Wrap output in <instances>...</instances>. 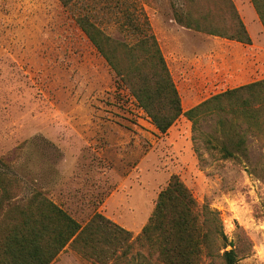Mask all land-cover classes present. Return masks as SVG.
I'll return each mask as SVG.
<instances>
[{
    "label": "rangeland",
    "instance_id": "obj_1",
    "mask_svg": "<svg viewBox=\"0 0 264 264\" xmlns=\"http://www.w3.org/2000/svg\"><path fill=\"white\" fill-rule=\"evenodd\" d=\"M136 1L162 44L183 111L264 79V38L252 10L240 13L252 39L241 45L185 28L167 38L168 0ZM102 27L121 39L113 25ZM216 119L193 130L180 116L159 133L58 0H0V159L21 177L24 198L38 189L81 225L99 213L134 239L177 175L200 207L218 212L229 243L222 249L215 240L201 264H225L222 252L231 249L235 264H264V142L236 122L245 156L222 159L202 141ZM144 254L130 264H147ZM50 264L97 263L65 247Z\"/></svg>",
    "mask_w": 264,
    "mask_h": 264
},
{
    "label": "trees",
    "instance_id": "obj_2",
    "mask_svg": "<svg viewBox=\"0 0 264 264\" xmlns=\"http://www.w3.org/2000/svg\"><path fill=\"white\" fill-rule=\"evenodd\" d=\"M58 1L159 133L167 132L180 116L193 130L201 120L217 117L215 129L203 134L202 141L220 158L245 156V139L236 122L264 142V79L225 90L183 111L158 40L136 0ZM249 1L264 31V0ZM168 2L180 27L251 44L232 0ZM103 24L113 25L121 39L108 35ZM22 182L0 159V264H50L65 247L97 264H130L142 251L147 264H201L217 240L222 249L229 245L218 212L200 207L177 175H171L157 194L134 239L99 213L81 225L38 189L24 198ZM135 246L138 251L133 253ZM222 257L225 264H235L232 249L224 250Z\"/></svg>",
    "mask_w": 264,
    "mask_h": 264
},
{
    "label": "crops",
    "instance_id": "obj_3",
    "mask_svg": "<svg viewBox=\"0 0 264 264\" xmlns=\"http://www.w3.org/2000/svg\"><path fill=\"white\" fill-rule=\"evenodd\" d=\"M232 1H233L234 5H235L236 9L238 10L240 18H241L242 22L244 23L245 27H246V24H245L244 18H243V16L240 13H242L243 11H245V12L248 11L249 12V10H252L253 16H252L251 19L253 21H255V22H258L260 24V26H261L260 30H262L261 32H262L263 38H264V31H263L262 25H261V23H260V21H259V19L257 17V14H256L252 4L250 3V1L249 0H232ZM164 20H162L163 21L162 24L165 23V27H163V32L165 33V36L167 38L170 37V36L172 37L174 34H179L181 32V30H185L184 28L179 27L171 18L170 19H164ZM246 30H247V28H246ZM247 32H248V30H247ZM210 37L221 39V38L214 37V36H210ZM249 37H250V35H249ZM172 39H174V38H172ZM250 39H251V37H250ZM223 40H225V39H223ZM160 41H162V40L160 39ZM225 41L233 42V41H229V40H225ZM251 42H252V39H251ZM160 43H159V45H160ZM235 43H237V42H235ZM238 44H240V43H238ZM161 45H160V48H161V51L163 53V49H162ZM241 45H243V44H241ZM209 70L212 71L213 69H209Z\"/></svg>",
    "mask_w": 264,
    "mask_h": 264
}]
</instances>
